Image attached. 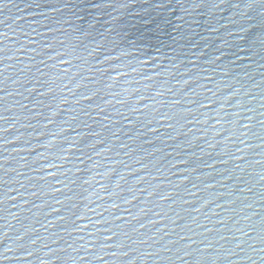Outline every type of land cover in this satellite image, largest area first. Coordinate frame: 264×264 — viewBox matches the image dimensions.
<instances>
[{"label":"water","instance_id":"95a60500","mask_svg":"<svg viewBox=\"0 0 264 264\" xmlns=\"http://www.w3.org/2000/svg\"><path fill=\"white\" fill-rule=\"evenodd\" d=\"M262 122L264 0H0V264H264Z\"/></svg>","mask_w":264,"mask_h":264},{"label":"snow or ice","instance_id":"6c2138e0","mask_svg":"<svg viewBox=\"0 0 264 264\" xmlns=\"http://www.w3.org/2000/svg\"><path fill=\"white\" fill-rule=\"evenodd\" d=\"M262 123H264V122H262ZM241 127L248 128L249 126L248 125L241 126V125H239V123H237V127L235 128L233 134L236 135V139L240 140V142L243 143L244 141L241 140V136L242 135H247V133L246 132H241ZM262 139H264V138H262ZM262 179H264V177H262ZM2 218L3 217H0V219H2ZM255 230L256 229L253 227V231H255ZM237 231L242 233L243 236H246L247 239H241V237L236 236L235 234H233L232 237H231V241L235 244V248L236 249H243L246 246L248 249H251L253 252H255L256 251V247H255L256 245L253 244V243H249V241L254 239V238L252 236L248 237V233H246L244 231V229H237ZM181 239H183V237H181ZM259 239H260L259 251L260 252H264V224H262L261 227H260ZM81 247H83V245H81ZM188 247H190V245H188ZM6 251H10V249H7ZM187 254L188 255H192V253H187ZM0 257H2L3 259H8V256L6 255L5 251H0ZM98 258L102 259V257H98ZM247 259L250 260L251 256H248Z\"/></svg>","mask_w":264,"mask_h":264}]
</instances>
